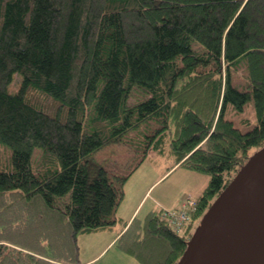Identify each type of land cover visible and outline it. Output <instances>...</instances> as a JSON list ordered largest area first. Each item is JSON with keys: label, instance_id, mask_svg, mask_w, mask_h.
Masks as SVG:
<instances>
[{"label": "trees", "instance_id": "trees-1", "mask_svg": "<svg viewBox=\"0 0 264 264\" xmlns=\"http://www.w3.org/2000/svg\"><path fill=\"white\" fill-rule=\"evenodd\" d=\"M248 102L243 130L228 113ZM167 139L210 180L182 229L154 210L123 246L144 264H175L264 145V0H0V264H83L78 234L117 222L124 184ZM110 143L133 156L108 168L94 155Z\"/></svg>", "mask_w": 264, "mask_h": 264}, {"label": "rangeland", "instance_id": "rangeland-1", "mask_svg": "<svg viewBox=\"0 0 264 264\" xmlns=\"http://www.w3.org/2000/svg\"><path fill=\"white\" fill-rule=\"evenodd\" d=\"M234 80L239 84L246 82L244 68L236 72ZM18 81L17 77L10 85L12 91H16ZM143 97L144 94L137 90L132 101ZM228 114L238 124L247 122L242 125L243 130L251 128L255 121L252 102L247 103L244 112L237 113L230 109ZM39 151L36 150V156ZM6 154V149L0 147V157ZM132 156L133 152L122 143H110L99 149L94 155L98 161L104 162L110 169L113 167L112 160L122 163ZM1 167L4 168L5 166L1 165ZM209 180L208 174L191 170L177 163L167 139L165 148L162 151H155L154 155H147L124 184V197L116 213L117 222L107 228L78 234L80 261H84L83 264H144L135 254L129 253L130 250L128 251L123 246L133 244L135 233L146 223L147 216L153 210L168 209L169 207L164 205H170L177 200L182 201L189 194H192L191 197L198 196L195 195V192L205 188ZM130 222H132L131 226L124 236L120 237ZM125 223L128 224L119 234Z\"/></svg>", "mask_w": 264, "mask_h": 264}, {"label": "water", "instance_id": "water-1", "mask_svg": "<svg viewBox=\"0 0 264 264\" xmlns=\"http://www.w3.org/2000/svg\"><path fill=\"white\" fill-rule=\"evenodd\" d=\"M175 264H264V145L210 203Z\"/></svg>", "mask_w": 264, "mask_h": 264}, {"label": "built area", "instance_id": "built-area-1", "mask_svg": "<svg viewBox=\"0 0 264 264\" xmlns=\"http://www.w3.org/2000/svg\"><path fill=\"white\" fill-rule=\"evenodd\" d=\"M196 202L191 197H185L177 209L164 210L161 218L168 221L176 230L182 229L190 217V211L196 208Z\"/></svg>", "mask_w": 264, "mask_h": 264}, {"label": "crops", "instance_id": "crops-1", "mask_svg": "<svg viewBox=\"0 0 264 264\" xmlns=\"http://www.w3.org/2000/svg\"><path fill=\"white\" fill-rule=\"evenodd\" d=\"M155 154V151H153V150H149L148 151V155L150 156V155H154ZM204 190V188H202V189H200L199 191H197V192H195V195H198V196H195V197H193V198H195V199H197L199 196H200V194L202 193V191ZM189 195H192V194H189ZM181 201H174L173 203H171L170 205H164L165 207H169L170 209H176V208H178V207H180V203ZM119 208V207H118ZM168 208V209H169ZM118 211V210H117ZM154 211V210H153ZM126 226L124 225L123 226V228H121L120 229V232H119V234L124 230V228H125ZM114 239V238H113ZM113 241V240H112ZM111 241V242H112ZM84 262V261H83Z\"/></svg>", "mask_w": 264, "mask_h": 264}]
</instances>
